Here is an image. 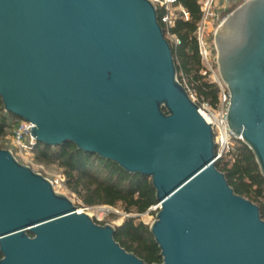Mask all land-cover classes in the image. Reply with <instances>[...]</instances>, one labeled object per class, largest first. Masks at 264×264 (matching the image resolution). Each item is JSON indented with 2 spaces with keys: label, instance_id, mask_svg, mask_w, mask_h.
<instances>
[{
  "label": "water",
  "instance_id": "obj_1",
  "mask_svg": "<svg viewBox=\"0 0 264 264\" xmlns=\"http://www.w3.org/2000/svg\"><path fill=\"white\" fill-rule=\"evenodd\" d=\"M214 45L228 129L264 177V0L227 13ZM0 100L35 144L151 179L159 264H264L260 209L217 169L210 120L151 0H0ZM115 233L0 148V264H149Z\"/></svg>",
  "mask_w": 264,
  "mask_h": 264
},
{
  "label": "trees",
  "instance_id": "obj_2",
  "mask_svg": "<svg viewBox=\"0 0 264 264\" xmlns=\"http://www.w3.org/2000/svg\"><path fill=\"white\" fill-rule=\"evenodd\" d=\"M199 1L176 0L174 6L183 11H179L174 25L170 28L161 21L164 10L157 7V12L165 37L174 38L168 40L178 79L187 89L196 93L197 103L204 102L215 107L219 88L208 79L194 37L201 18ZM230 10L227 9L225 13ZM15 118L17 117L5 112L0 100V139L7 135V131L12 133ZM235 140L232 149L216 160V167L225 174L235 193L259 207L264 220V177L250 148L240 139ZM33 151L35 160L39 163L55 164L62 170L64 187L75 194L84 207L119 206L127 214L124 221L116 226L114 235L121 247L149 264L162 262L160 250L150 232V225L139 219V215L148 212L157 204L150 178L128 174L116 163L80 151L70 143L56 147L36 143Z\"/></svg>",
  "mask_w": 264,
  "mask_h": 264
},
{
  "label": "built area",
  "instance_id": "obj_3",
  "mask_svg": "<svg viewBox=\"0 0 264 264\" xmlns=\"http://www.w3.org/2000/svg\"><path fill=\"white\" fill-rule=\"evenodd\" d=\"M151 1L154 4H158V6L164 10L161 21L166 25L167 28L172 27L176 18V16L172 14V10L175 7L174 3L176 0ZM217 1L218 0L199 1L201 18L194 32V37L198 45V51L201 57V61L205 67V72L208 75V79L217 84L219 88L218 103L215 107H211L207 103H198V111L202 112L209 118L210 121L208 123L211 124L214 132V141L216 143L215 160L220 159L223 154L229 152L232 149L233 143L231 139H235L236 137H234L230 132L226 123L230 95L225 84L220 79L219 74L217 75V73H215L217 62L216 49L214 45V34L225 17L224 13L228 9V3L231 2L232 6H234L246 0H224V3L219 5L217 4ZM178 9L180 11H183L180 7H178ZM188 91L191 98L195 102H197L196 93L190 89H188ZM14 123L15 126L10 135V139L18 150L17 154L22 156L24 160H28V158L34 157L33 146L35 145V142L34 138L27 130V127H32L33 125L32 123L18 118L14 119ZM156 207H159V205L152 206L150 209H154ZM89 210L90 207H83L82 209L83 212H86L97 223L102 221V216L103 214H106L107 211L104 208H99V214L94 215L91 214Z\"/></svg>",
  "mask_w": 264,
  "mask_h": 264
},
{
  "label": "rangeland",
  "instance_id": "obj_4",
  "mask_svg": "<svg viewBox=\"0 0 264 264\" xmlns=\"http://www.w3.org/2000/svg\"><path fill=\"white\" fill-rule=\"evenodd\" d=\"M231 3V2H230ZM230 3H228V9H231L230 11L233 10L234 6H232V3L230 5ZM156 7H159L158 4H155ZM179 9L178 7H174L172 10V14L175 15L176 17L178 16L179 13ZM229 13V12H228ZM225 16L227 15V13L224 14ZM168 39L170 40H174V38L172 36H168ZM215 73H217L218 75V70L217 68L215 69ZM204 103V102H203ZM202 104V103H201ZM20 119V118H18ZM10 133L7 131V135L3 138L0 139V148H4V149H9L11 151H13V153L16 155L17 159L26 165H29L34 171L41 173L42 175H44L46 178H48L49 180H51L54 183V189L61 194L66 195L69 199L72 200V202L74 203V205L76 206V209L81 210L83 209V205L81 203V201L77 198V196L71 192H69L63 185V175H62V170L59 169L55 164H51V165H46V164H42L39 163L37 160H35V155L34 157H30L28 158V160H24L22 158V156L18 155L17 153V148L14 146V144L12 143L11 139H10ZM232 143L235 142V139H231ZM158 205V204H156ZM154 205V206H156ZM99 208H104L106 211V214H103L102 216V223L104 224H111L114 226H118L120 225L124 219L126 218L127 214L125 212H123L121 210V208L118 207H111V206H94V207H90L89 212L91 214L94 215H98L99 214ZM159 207L156 208H152L150 209L148 212L139 215V219L144 222L147 225H150L152 223V221L155 219V215L158 211ZM134 216H137L134 214Z\"/></svg>",
  "mask_w": 264,
  "mask_h": 264
},
{
  "label": "crops",
  "instance_id": "obj_5",
  "mask_svg": "<svg viewBox=\"0 0 264 264\" xmlns=\"http://www.w3.org/2000/svg\"><path fill=\"white\" fill-rule=\"evenodd\" d=\"M222 3H224V0H218L217 1V4L219 5V4H222Z\"/></svg>",
  "mask_w": 264,
  "mask_h": 264
},
{
  "label": "bare ground",
  "instance_id": "obj_6",
  "mask_svg": "<svg viewBox=\"0 0 264 264\" xmlns=\"http://www.w3.org/2000/svg\"><path fill=\"white\" fill-rule=\"evenodd\" d=\"M77 211L80 212L81 210L78 209Z\"/></svg>",
  "mask_w": 264,
  "mask_h": 264
}]
</instances>
